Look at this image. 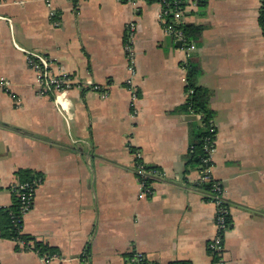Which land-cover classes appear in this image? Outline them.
Wrapping results in <instances>:
<instances>
[{
  "label": "crops",
  "instance_id": "1",
  "mask_svg": "<svg viewBox=\"0 0 264 264\" xmlns=\"http://www.w3.org/2000/svg\"><path fill=\"white\" fill-rule=\"evenodd\" d=\"M260 0H185L176 42L156 1L3 0L0 4V207L14 202L17 171L40 182L23 232L58 259L0 238V264H216L207 248L215 206L187 167L199 116L179 109L194 56L216 131L211 175L224 189L230 227L224 264H264V31ZM135 24L134 74L123 42ZM180 45H179V44ZM185 47V48H184ZM186 47H190L188 50ZM50 62L71 87L39 95L28 55ZM98 85L99 89H93ZM132 91L136 99H132ZM9 93L19 98L15 101ZM135 154L158 170L140 196Z\"/></svg>",
  "mask_w": 264,
  "mask_h": 264
},
{
  "label": "built area",
  "instance_id": "2",
  "mask_svg": "<svg viewBox=\"0 0 264 264\" xmlns=\"http://www.w3.org/2000/svg\"><path fill=\"white\" fill-rule=\"evenodd\" d=\"M80 1V0H73ZM87 1V0H84ZM119 2L129 3L131 5H136L138 0H118ZM159 6L158 17L161 22L163 31L170 37H172L176 42L186 44V35L184 33L182 13H183V3L185 0H155ZM260 14L262 19V26L264 31V0H260ZM3 0H0V4ZM0 18H3L0 16ZM135 36V24L130 23L127 26L124 42H123V51L127 60V69L129 71V76L126 79V83L131 86L132 76L134 74V52H133V42ZM185 48V47H184ZM190 50V47H186ZM28 55L29 66L33 69L34 72V87L37 90L39 95H51L54 92H59L64 89L71 87V80L65 75L55 76L50 72V62L45 58L37 54ZM8 80L5 78H0V88L5 89L8 92ZM93 89H99L98 85H93ZM10 96L18 101L19 98L14 94L9 93ZM132 99H136V94L132 91ZM214 125L210 128V131L214 132ZM216 136V135H215ZM205 151L207 153V158L205 161H211L212 155L215 151V138H212L210 141H207L205 146ZM134 160V170L137 175V180L140 188V196L147 197L153 194L152 189V178L156 177L159 172L155 168H149L141 161L138 154H135ZM211 164L206 165L202 170H199L200 174V183L202 182H211V191L208 193L209 201L212 202L215 206L214 213V223H215V235L208 242L207 248L212 256L217 255L218 259L216 264H224L222 258L223 246H224V236L227 230L230 227V223L227 222V205L225 204L226 200L224 197L223 185L219 180H216L211 175ZM40 182V178L32 180V182H15L11 185V191L15 193L21 202L20 214L23 217L26 212H28L32 206L34 193L37 185ZM20 248L25 250H32V243L29 245L24 244L22 241L17 242ZM37 253V252H36ZM38 254V253H37ZM41 260L44 263H48L53 259H58L59 256L57 253L45 254L40 256ZM86 253H83L81 257V264H86ZM129 264H144L145 256L141 252H133L129 257Z\"/></svg>",
  "mask_w": 264,
  "mask_h": 264
},
{
  "label": "trees",
  "instance_id": "3",
  "mask_svg": "<svg viewBox=\"0 0 264 264\" xmlns=\"http://www.w3.org/2000/svg\"><path fill=\"white\" fill-rule=\"evenodd\" d=\"M148 1L151 2L155 0ZM199 30L200 29L198 27L187 25L184 28V33L188 37L195 38L199 35ZM184 65L186 67V97L179 110L185 114H194L199 116V125L191 129L189 133L190 150L186 155V165L190 168L195 166L199 171L208 164L212 165L211 161H205L207 158L205 146L208 140L210 141L212 138H215L216 131H210L213 124V113L208 105L210 94L198 83V79L202 73L201 67L194 56L188 58ZM17 175L20 182H32V180L36 179V176L32 175L29 170H18ZM196 186L202 187V189L206 190L207 193H212L211 182H202L200 184H196ZM14 196V202L11 206L0 207V238L14 240L17 245L16 247L19 250H22V248H20L17 242L22 241L26 245L32 243L33 246L31 251L37 252L39 255H49L55 253V249L49 248L42 242L37 241L34 237L23 232V217L20 214L21 202L15 193ZM206 199L209 200L208 196ZM225 204L227 205V202H225ZM226 219L227 222L230 221L228 211Z\"/></svg>",
  "mask_w": 264,
  "mask_h": 264
},
{
  "label": "water",
  "instance_id": "4",
  "mask_svg": "<svg viewBox=\"0 0 264 264\" xmlns=\"http://www.w3.org/2000/svg\"><path fill=\"white\" fill-rule=\"evenodd\" d=\"M179 44V43H178ZM180 45V44H179Z\"/></svg>",
  "mask_w": 264,
  "mask_h": 264
}]
</instances>
